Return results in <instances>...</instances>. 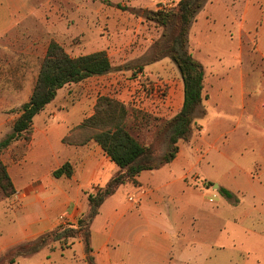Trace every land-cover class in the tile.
<instances>
[{
	"label": "crops",
	"instance_id": "crops-1",
	"mask_svg": "<svg viewBox=\"0 0 264 264\" xmlns=\"http://www.w3.org/2000/svg\"><path fill=\"white\" fill-rule=\"evenodd\" d=\"M26 1L0 0V94L18 96L8 109L31 97L32 59H42L49 44L43 35L50 32L49 40L60 42L52 11L32 16ZM247 80L241 91H205L200 108L206 112L189 139L179 142L176 157L141 172L104 201L91 223L90 253L81 237H72L34 254L13 255L5 264H264V91L253 73ZM221 81L216 80L219 89ZM61 92L35 116L32 139L18 162L3 159L16 193L0 211V219L7 220L0 223V260L51 230L76 226L89 210L88 195L120 168L95 141H63L93 114L95 103ZM174 96L175 113L184 102L183 82ZM18 116V111L0 114V136ZM66 162L73 174L55 176ZM193 176L212 187L202 189ZM216 184L234 197L223 195Z\"/></svg>",
	"mask_w": 264,
	"mask_h": 264
},
{
	"label": "rangeland",
	"instance_id": "rangeland-1",
	"mask_svg": "<svg viewBox=\"0 0 264 264\" xmlns=\"http://www.w3.org/2000/svg\"><path fill=\"white\" fill-rule=\"evenodd\" d=\"M170 1L174 7L178 0ZM26 3L31 5L32 16L41 9L52 11L49 16L57 19L60 27V33H56L59 43L68 53L77 56L106 50L113 63V70L106 75L66 85L59 91L73 97L85 95L95 105L101 95L124 101L130 109L127 124L132 134L143 143H153L156 155L161 156L167 140L158 134V128L176 113L170 107L174 104V94L182 91L183 79L175 62L166 55L175 26L165 28L143 14L144 9L156 10L155 0H30ZM103 4L108 7L107 17L103 15ZM56 9L60 11L53 12ZM51 35L50 32L43 35L45 43H50ZM188 38L189 50L205 69L204 93L241 91V82L248 81V73L254 74L257 85L264 91V59L260 50V47L264 50V0H205L191 23ZM42 59H32L33 81ZM217 78L223 81L221 89L216 86ZM229 80L231 85H227ZM96 91L101 95L96 97ZM17 99L18 96L1 93L0 114L9 117L17 112L19 107L8 109L9 103ZM199 118L196 117V123ZM12 122H8L9 131L0 140L12 129ZM26 143L22 140L16 148L11 144L3 151L2 161L8 162L11 158L18 162ZM193 180L202 189L212 187L199 176H193ZM15 193L7 197L0 187V211L6 208V200L15 199ZM5 218L0 223L7 222ZM80 236L84 237L83 231ZM67 241L69 238L51 241L45 247ZM16 248L0 264H5L13 255L18 256Z\"/></svg>",
	"mask_w": 264,
	"mask_h": 264
},
{
	"label": "trees",
	"instance_id": "trees-1",
	"mask_svg": "<svg viewBox=\"0 0 264 264\" xmlns=\"http://www.w3.org/2000/svg\"><path fill=\"white\" fill-rule=\"evenodd\" d=\"M205 0H178L169 11L144 9L146 18L155 21L165 28L175 26L166 48V55L177 65L183 79L184 102L182 107L170 118L164 120L158 128V134L167 140V147L161 156L156 155L155 145L141 142L130 131L127 120L130 109L128 105L115 97L101 95L97 99L94 112L75 126L63 141L69 144L82 145L90 141L97 142L112 161L120 168L109 182L88 195L89 210L78 221L76 226L58 227L36 241L16 248L18 255H30L40 251L51 241L67 240L81 237L88 253L90 244L91 223L100 211L104 201L117 189L128 182H135L137 176L147 170H154L171 162L179 151V142L188 140L194 127L196 117L205 114L200 106L207 97L204 93L205 69L188 47L189 29L196 13ZM114 66L106 50L73 56L56 40L52 39L42 59L31 97L18 109L19 116L14 120L12 129L0 140V187L7 197L16 192L6 164L2 161L3 151L18 140L29 143L33 135L34 118L52 102L59 89L66 85L79 83L92 76L105 75ZM71 162L64 163L55 169L57 177L73 174ZM213 184V183H212ZM219 191L233 198L234 194L224 187ZM84 232V237L80 236ZM93 263V257H89Z\"/></svg>",
	"mask_w": 264,
	"mask_h": 264
},
{
	"label": "built area",
	"instance_id": "built-area-1",
	"mask_svg": "<svg viewBox=\"0 0 264 264\" xmlns=\"http://www.w3.org/2000/svg\"><path fill=\"white\" fill-rule=\"evenodd\" d=\"M172 6L173 5H172L170 0H155V9L156 10L169 11V10H171L173 8ZM60 219L62 221H65V223L67 221L64 215H62L60 217Z\"/></svg>",
	"mask_w": 264,
	"mask_h": 264
},
{
	"label": "water",
	"instance_id": "water-1",
	"mask_svg": "<svg viewBox=\"0 0 264 264\" xmlns=\"http://www.w3.org/2000/svg\"><path fill=\"white\" fill-rule=\"evenodd\" d=\"M215 188L219 189V185L216 184V185H215Z\"/></svg>",
	"mask_w": 264,
	"mask_h": 264
}]
</instances>
